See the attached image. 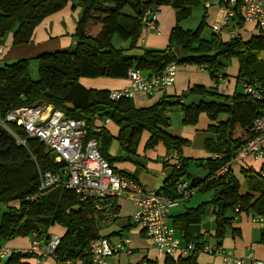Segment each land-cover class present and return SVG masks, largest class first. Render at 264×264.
Segmentation results:
<instances>
[{"label": "trees", "instance_id": "trees-1", "mask_svg": "<svg viewBox=\"0 0 264 264\" xmlns=\"http://www.w3.org/2000/svg\"><path fill=\"white\" fill-rule=\"evenodd\" d=\"M70 1L74 8H79L73 47L45 52L32 60L18 58L4 61L0 65V120H5V116L15 108L42 101L62 111L68 118L83 120L87 130L86 139L94 138L98 142L100 154L110 167L114 160L109 154L112 141L117 140L127 154L134 155L144 132L149 134L146 148L161 142L168 151L178 155L180 167L174 168L164 183L162 190L165 195H170L176 182L185 176L192 187H198L201 192L211 191L213 196L209 204L189 208L174 217L173 226L181 241L193 243L195 250L186 256H165L162 264H197L196 257L203 246L199 224L208 208L215 215L218 244L225 228L231 226L233 214L261 216L264 236V177L259 174L258 167L241 164L244 180L241 183L231 168L223 175L215 174L225 164L234 161L241 145L232 141L234 122L250 135L252 122L264 112V94L258 100L241 91L226 96L218 93L216 86H194L180 96L163 97L148 107L137 108L131 98L112 100L108 90L86 88L81 84L83 78L124 79L129 69L151 75L171 63L195 66L217 81L219 76L226 77L225 70L235 59L238 64L237 83H258L264 87V59H261L264 54V28L252 25L255 28L253 32L257 33L243 39L242 34L250 32L244 30L246 24L240 22L235 38H218L212 33L206 40L200 35L203 21L194 31L179 27V22L188 18L194 7H204L206 0ZM66 2L0 0V42L11 33L13 46L29 44L35 27L45 17L62 9ZM162 6H170L175 16V26L170 31L167 47L140 48V53H130L138 49L143 27L150 21V13ZM126 7H129L130 13L123 12ZM242 25L243 28L238 30ZM113 35L128 41V47L115 48ZM30 61L37 64L36 80L29 75ZM188 95L203 96L208 101L198 107L185 108L183 101ZM173 109L182 112L183 125H196L202 113L209 120L205 132L210 137L204 140V147L211 157L200 161L208 171L203 178H193L194 175L185 170L190 159L183 157L182 150L188 141L168 132L169 113ZM105 119L118 127L116 138L105 127L97 125L98 120L103 122ZM7 125L20 139L25 140V144L16 141L0 124V203L6 207L0 219V246L11 239L29 236L32 232L45 243L49 239L50 229L58 225L64 229V233L55 251L56 264H91L90 243L102 238L109 242L107 238L112 235H102L103 210L96 211L92 201H80L74 192L62 185L38 195V169H56L50 154L42 142L35 137H27L21 127L13 123ZM32 196L34 200L29 199ZM110 199L104 198L102 206L106 202L110 204ZM34 254L40 256L37 253L15 254L8 257L4 264H27L26 260ZM137 264L155 262L144 258Z\"/></svg>", "mask_w": 264, "mask_h": 264}, {"label": "crops", "instance_id": "crops-1", "mask_svg": "<svg viewBox=\"0 0 264 264\" xmlns=\"http://www.w3.org/2000/svg\"><path fill=\"white\" fill-rule=\"evenodd\" d=\"M218 3L219 0H217L215 7ZM208 4L210 8L211 5L210 3ZM78 12L79 8H74L72 1L67 0L62 9L45 17L35 27L32 39L27 45L13 46L12 35L11 33L8 34L2 42L3 52L0 54V65H2L4 61H13L18 58H27L32 60L45 52L68 50L73 40V33L75 30ZM154 12L150 13V16ZM174 26L175 16L173 9L170 6H162L158 8L156 11L155 28L152 29L144 26L142 35L137 44L138 49H134L133 51H130V53L138 54L141 52L140 48L165 49L168 45L170 31ZM231 63L233 65V69L229 71V66L225 70V74L226 76L229 74L232 79L228 80L226 77H219L218 82H223L222 85L219 83L215 85L212 78H210L206 72L195 66L188 65L181 71L177 68L175 81L171 86L160 88L151 95H147L142 92H134L130 98L132 99L135 107L144 108L154 104L163 97L180 96L183 92H186L194 86H203L205 88H213L216 86L218 93L231 96L235 91H238V88L241 91L240 83H237L236 81L238 71L237 61L233 59ZM141 74L148 76L150 73L141 71ZM93 79H98V81L96 83L81 81V84L86 88L105 89L110 93L121 91L129 87V81L127 78L111 79L99 77ZM169 117L171 121L169 133L188 141L187 146L182 150L183 157L190 159V162L188 161L186 164L185 170L187 171L188 166L192 163L195 167V175L193 178H200L195 176L207 171L205 166H203L204 163L201 165L200 161L204 162L205 159L211 157V154L204 147V140L210 137V135L205 132L209 124L207 116L204 113L200 114L197 124L191 127H187L182 124L183 114L179 109H173V111L169 113ZM97 125L105 127L114 138L117 137L119 129L111 121L103 123L98 120ZM111 125L114 127H110ZM197 134L200 135L197 137ZM247 138L248 133L244 132L235 121L232 130L233 143H243L247 140ZM148 139L149 134L146 132L142 133L134 155H127V152L124 149H121L120 151V145L117 140L114 139L109 149V154L111 158L114 159L111 163V167L115 170V172L131 177L140 183L145 189L152 190L166 196L165 192L162 190L163 185L172 175L173 169H179L180 166L177 167V163L180 161V157L174 152L168 151L165 145L161 142H158L154 145V147L146 148L145 145ZM195 141L199 144V151L197 155L193 152L195 150L193 147ZM170 154L176 155L178 159L174 157L171 160H167V156ZM247 163L254 165L253 162ZM230 168L233 171V174L238 178L239 182H243L244 180L240 165L236 161H233L230 163ZM180 179H184L190 183V180H188L185 176ZM194 189L195 192L192 196L188 199H181L175 207L168 211L167 214V222L171 227H173L174 235L179 240L180 246H185L186 244L184 241H181L180 236L173 226L174 217L189 208H194L201 204H209L213 196V193L210 192L211 195L208 198L201 196V198L193 201V198L200 191L198 187H195ZM166 197H176L175 185L170 195ZM110 198L111 199L108 200L110 204L106 202L104 207L101 209L103 211L99 210L103 215L101 216L103 224L102 235L107 236L112 234L107 238L110 244H115L123 239H127L129 243L128 247L131 249L132 253L130 255L120 253L123 255L118 254L114 256L110 259L109 264H120L125 256H136V259L138 260L135 264L139 263L144 258L154 261L155 264H162L165 256L159 255L154 243L149 237H147L143 229L131 222L130 217L134 210V203L123 197L115 196ZM254 218L255 217L251 214L246 213H240L239 215L233 214L231 226L225 228L224 236L218 244L217 239L215 238V215L211 214L210 209L208 208L207 213L202 217L199 224L201 240L203 241V246L210 248L212 251L220 249L222 253L213 254L205 252L201 249V252H199L196 257L197 264H225L223 258L224 256L230 259L240 258L243 260V264H250L251 259L264 263V236L262 235L263 224L256 222ZM126 226H128V228L124 230ZM49 232L50 235H57L61 237L64 233V229L55 225ZM30 243L31 237L26 236L11 239L3 245L10 248L27 249L29 248ZM6 260H4L2 264H4ZM26 262L27 264H56L55 259L52 257L41 255L38 257L36 254L29 257Z\"/></svg>", "mask_w": 264, "mask_h": 264}, {"label": "built area", "instance_id": "built-area-1", "mask_svg": "<svg viewBox=\"0 0 264 264\" xmlns=\"http://www.w3.org/2000/svg\"><path fill=\"white\" fill-rule=\"evenodd\" d=\"M205 8L209 4L205 3ZM147 22L148 28H155L156 11ZM252 24L264 28V0H219L211 20L212 33L220 35L228 32L229 38H235L239 23ZM3 45L0 42V54ZM176 65L168 64L160 72L148 76L139 71L129 69L127 79L128 88L110 93V99L119 100L130 98L134 92L151 95L160 88L171 86L175 81ZM221 77V76H219ZM241 92L254 99H262L264 87L258 83L240 82ZM104 123L109 120L105 119ZM13 123L21 127L29 138H37L47 148L55 171H41L38 169L37 194L48 191L50 188L62 185L71 190L80 201H92L94 209L103 208L102 201L106 197H123L134 203L131 222L140 226L147 237L155 245L159 255L176 257L186 256L195 250L193 243L180 246L174 235V229L167 222L168 211L175 207L181 199H188L195 192L194 187L184 179L175 184L176 197L170 198L158 192L145 189L140 183L123 174L115 172L107 160L102 157L98 149V142L94 138L86 139L87 130L83 120L68 118L60 110H55L50 104L36 101L30 105L20 107L9 112L0 124L12 135L16 141L24 145L7 125ZM176 157L167 156V160ZM216 157V155H214ZM213 157V158H214ZM177 158V157H176ZM250 158L264 177V112L251 124L249 138L237 150L234 161H244ZM178 159V158H177ZM180 166V161L177 167ZM228 172V165L221 167L215 174L220 176ZM34 200L35 197H30ZM237 211V208H235ZM256 222L263 224V218L257 216ZM29 248H10L0 246V264L15 254L37 253L41 256H50L55 259V251L60 243V236L50 235L45 243L38 238L35 232L30 235ZM128 240L110 244L106 239H95L89 245V260L91 264H109L114 256L125 253L130 255ZM202 250L208 253L221 254L220 249L212 251L203 246ZM225 264H243L240 258L223 257ZM63 264H70L64 262ZM250 264H264L250 260Z\"/></svg>", "mask_w": 264, "mask_h": 264}, {"label": "rangeland", "instance_id": "rangeland-1", "mask_svg": "<svg viewBox=\"0 0 264 264\" xmlns=\"http://www.w3.org/2000/svg\"><path fill=\"white\" fill-rule=\"evenodd\" d=\"M206 1L208 3H210V5H211V7L209 9H206L205 6L203 7L202 5H200L198 7H194L191 10L190 16L188 18H186V19H184V20H182V21L179 22V27L182 28V29H184V30L194 31V30H196L200 26L201 21H203L204 24H203V26L201 28L200 35H201V38L202 39H206L207 40V39H209L212 36V30L210 28V25H211L212 16H213L214 11H215L214 9H216L215 5L217 4V0H206ZM123 12L124 13H130L129 7L124 8ZM243 26L244 25H242V27L240 29H238V30H241L243 28ZM253 26H252V24H246L244 26L243 29L244 30L246 29L248 32H250V34H247V35L242 34L241 37L243 39L248 38L249 36L252 35V33L253 34H256L257 33V32H253V30L255 29V28H253ZM248 32H246V33H248ZM227 33L228 32H223L222 34H220L219 36L217 35L216 37L223 38V39H227L229 37ZM263 35H264V32H263ZM75 41H76V39L73 38L70 48L73 47ZM112 44L117 49H126L128 47V44L129 43H128V41H125V40L120 39L117 35H113V37H112ZM261 59H264V54L261 55ZM185 66H188V65H184V64L183 65H178V66L176 65V71H177V68L179 69V71L183 70ZM229 66H228L229 67L228 70L231 71L233 69L232 63H230ZM29 75H30V77L33 80H36L37 77H38L37 64H36L35 61H30V63H29ZM226 78L228 80H231L232 79V77L229 74H227ZM100 80H102V79H100ZM212 80L214 81V83L217 82V83H215V85H217L218 83L220 85H222V83H223V82H218V80L217 81H215L214 79H212ZM81 81H83V82H93V83H96L98 81V79H91V78H88L87 79V78H83ZM129 85H130V82H129ZM237 90L240 91L239 88ZM18 108H20V107H18ZM18 108H15L13 110H16ZM184 126L191 127L189 125H184ZM110 127H114V126L111 125ZM170 127H171V121H170V126L168 127V132H169V128ZM199 135L200 134H197V137ZM235 136H236V134H235ZM248 138H249V135H248ZM241 145H242V143H241ZM240 146H239V148H240ZM193 147L195 149L193 152H194L195 155H197V153L199 151V144L195 141ZM121 149L122 148L119 147V150L120 151H121ZM236 162L239 165L244 164V163H247V162L252 163V161H251L250 158H246L244 161H236ZM225 165H228V170H229L230 163H227ZM194 172H195V167H194V165H192V163H190V165L187 168V173L190 174V175H195ZM241 190H243V188ZM210 192L211 191H207V192H200L199 191L196 194V196L193 198V201L197 200L198 198H201V196L208 198L211 195ZM5 209H6V207L3 204L0 203V219H1L2 213L5 211ZM119 255H123V254H119ZM137 260L138 259H136V256H134V257L133 256H127V257L125 256V257H123V260L120 262V264H135V262Z\"/></svg>", "mask_w": 264, "mask_h": 264}, {"label": "water", "instance_id": "water-1", "mask_svg": "<svg viewBox=\"0 0 264 264\" xmlns=\"http://www.w3.org/2000/svg\"><path fill=\"white\" fill-rule=\"evenodd\" d=\"M208 101V99L206 97L203 96H199V95H188L184 101H183V105L185 108L194 106V107H198L201 103H206ZM208 174V171L202 173V174H198L195 177H205Z\"/></svg>", "mask_w": 264, "mask_h": 264}]
</instances>
